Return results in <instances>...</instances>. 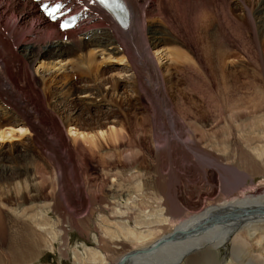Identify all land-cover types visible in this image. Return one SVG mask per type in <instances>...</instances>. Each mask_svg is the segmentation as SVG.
<instances>
[{
	"label": "bare ground",
	"instance_id": "6f19581e",
	"mask_svg": "<svg viewBox=\"0 0 264 264\" xmlns=\"http://www.w3.org/2000/svg\"><path fill=\"white\" fill-rule=\"evenodd\" d=\"M11 1L12 8L18 6V4L20 5V3H26L25 0ZM84 1L88 2V9L90 13L87 14V17L83 22L84 26L79 29V31L72 30L59 33L57 29H55L54 25L46 24L43 20L38 18L36 19L37 9L33 4H26V9L23 8L24 10L19 13L22 17L19 15V17L16 16L17 18L15 17V24L9 27L11 30H14V28L24 30L25 33L31 36V41L33 42H30L28 41L29 39H27L25 43H20L22 40L18 39V36L14 37L15 35L8 32L9 30L7 31L0 22V108L3 109V112L1 113L2 116L0 115V119H3V122H0V147L2 146V143L10 140H24L28 132L26 126L30 125V123L32 124L29 120L32 121L33 118L36 120L37 117H41L40 115L47 113L51 116L52 121V123L51 121L48 124L44 123V126H47L48 130H60V128H67V132L69 133L65 139L59 135L60 133H53V143L56 144L59 150L63 149V153L68 157H71V151L69 149L70 145H74V148H78V151L75 152V158H77L78 162H80V158L82 159L83 157L94 154V150H96L94 148L103 149L104 146L107 148V146L113 143L116 144L120 142L118 140L123 139L124 134L117 131V129L113 127L114 125L112 127L110 126L109 129H106V125L95 121L93 124H88V121H93L95 117L94 114H97L96 112L100 110V106L91 99L92 96H94L95 99L98 98L102 103L113 104V106L117 108H122L126 105H133V102L130 99L125 98V95L123 96L122 93L120 94L119 90L121 88V84L119 83L123 82L121 81V76L117 75L118 77L115 76V79H112V75L111 77L109 76L110 78L103 79L105 74H103V71L100 70V67L105 56L109 57L111 55L115 57L118 55L117 57L120 56V58L116 59L115 62H117V64L120 63L122 65L124 63L126 65V69L128 70L125 73H130V75L128 76L129 78L124 79L127 80V83L129 82L131 84V89L135 92L134 94H136L135 102L138 101V98L140 97L139 95H141L140 93L142 92L147 95L149 94L150 96L153 94V96L155 95L159 98L160 94L164 92V89H166L165 84L168 82L170 83L174 77V72H168V70L172 71L170 69L171 66H173L172 68L175 72L189 71L201 76V78L215 80L218 82L217 88L223 90L229 89L231 86L234 87L238 85L239 74L236 75L235 72L238 70L234 65L237 61L234 63L233 58V61H229L231 57H237L234 50L232 51L229 47H227V44L226 46L222 45V41L213 37H207V34H204L202 37L201 34V37L198 36L197 41L194 44L196 53L193 57H190V55H188L189 53H186L182 51L180 47H177L179 43L176 41L174 36L168 37L156 29L149 30L148 33L146 32V35L144 31L145 21L146 18L151 15V13L149 14L150 10L148 9L152 6L151 4H155L159 0H142V3H140V0H125L132 12L131 24L126 31L121 30L116 24H114L110 20L109 16L94 5L91 0ZM186 1L188 2V0ZM239 1L242 2V4H252V9L254 10L252 26L255 31L254 35L257 37V40L261 38L263 39L264 0ZM3 2V0H0V21L3 19V16L7 11V8H3ZM254 2L256 4L255 6L253 5ZM28 13H32L31 16H27L28 18L24 17ZM24 24H27L28 26H23ZM106 25H109L110 27L106 28ZM37 34H42V36ZM68 35H70V38H68L69 42L65 43L63 38ZM37 36L42 38H37ZM172 40L173 43L177 44V46L172 49L165 48L164 45L168 41ZM70 43H73L75 49L77 47L76 51L80 52V50H82L83 52H81V54L85 55L81 56L82 58H79L78 60H73V58L72 60L68 59L69 51L66 49L65 45ZM13 47L16 49V52L12 50ZM263 54L264 53H262V56ZM98 56L102 57L101 60L98 59ZM111 56L110 58H112ZM252 59L257 61L256 58ZM163 61H165L163 68L167 69L163 70L168 72V74H166L167 79L165 78V73L163 72L161 66ZM29 66L32 67L31 71H28ZM244 69L246 70V68ZM227 72L229 74H227ZM252 73H254V71H252ZM33 74L37 75L36 79L33 78ZM74 74H77L78 79L86 78L88 82H93L94 85L82 87L85 91L81 94H84L82 98L85 101L81 104V106H71L72 110H70V112H79L80 115L69 116L66 114L65 116L63 111L59 110L60 108L58 109V105L61 103L67 104L66 101H68V98H66V96L71 97L76 95L71 92L66 93L68 89L66 88L67 91L65 92V88H62L64 84L59 85V83H61L62 80L64 81L70 78L69 82L71 86L74 87L75 83L71 80V77L76 76ZM58 78L61 82L57 80ZM229 78L234 79L231 81L228 80ZM99 80L105 82L106 85H109L108 91H106L107 88L102 89L100 84L95 83V81L98 82ZM107 80L110 82L107 83ZM172 82L170 87L173 86ZM208 82L210 83V81ZM70 84L68 83L67 86ZM253 84L254 82L252 85ZM58 85L61 87H58ZM211 86L212 85L210 84V87ZM167 88L169 87L167 86ZM57 89L60 91L56 92ZM101 91L102 94H100ZM164 93L161 94V97L163 98V100L161 99L163 104H161L162 107L164 105L165 108L168 106L166 105L168 102L166 103L165 101V97L167 95L165 96ZM59 94L60 97L56 100V96ZM149 95L147 96L148 98L150 97ZM153 96H151V99ZM108 97H110V99H108ZM168 98L170 99V97ZM75 99L77 100L79 98L77 97ZM155 99L152 100L155 101ZM50 101H52L53 104ZM76 104L78 105V103ZM249 104L250 103L242 105L243 107H232V111L236 113H229L226 115L227 119L230 118L231 121H233V124H235L239 112L247 114L254 112L258 108L264 109V101L253 107ZM187 108L189 110L191 107ZM85 109H87L86 112ZM153 109L155 112L156 108L154 107ZM172 110L167 109L166 111V115L169 116L170 121L172 120L170 123L171 129L176 132V129L178 130L177 126H182L185 127V130H190L189 139L183 144V146H185L192 153L198 152L197 149L193 147L195 143L194 140L196 139L193 140L192 138L194 136L192 130H195L196 132L195 127L193 126L194 128L192 129L190 125L188 127L185 123H181L183 120H180V122L176 121L174 117L175 114ZM122 111L123 110H121V112ZM84 112L86 114H83ZM159 112H162L161 109L160 111L158 110V114ZM54 114L56 118L53 116ZM84 115H87V118H84ZM161 118L159 117L160 120H164ZM45 119L46 116L41 117L40 120L37 119V122L39 123ZM80 120L83 122L81 125L85 129L84 131H80L81 128L78 129L77 127V121ZM156 120H154L153 123ZM127 122H129V120ZM157 122L159 121L157 120ZM160 123L163 122L161 121ZM94 125H97V128H93ZM132 125L133 124L131 123V127ZM141 128H143V126ZM141 128H138L137 131ZM235 130H239V127L235 126ZM228 132L230 131L227 130V133ZM49 136L51 137V135ZM126 136L127 135H125V138ZM175 138H179V135L176 134ZM152 139L153 138H151V140ZM165 139H167V137ZM127 140L131 142L130 139ZM130 142H128V144ZM173 143L174 141L172 144ZM244 143L248 148H250L251 152L257 158H263L262 151L251 147L250 139H246ZM116 147L118 148V144ZM131 151L129 155L124 153L127 154V156L125 155V157L122 158H126L127 161L129 159L133 160L135 154L133 156V151ZM167 151L169 154H173L170 155L171 158L177 157L178 152H180L169 142L167 143ZM85 154L88 155L86 156ZM114 154L115 153H112V155ZM7 155L9 154L4 149L3 151L0 149V167L6 162H10L14 159L11 158V154L8 156L10 158H7ZM199 155L204 157L207 163L208 161L212 163L216 161L215 164H218V159H216V157L209 152L199 153ZM116 156L110 155L108 156V160L111 162ZM237 169L230 164L218 165L217 168L221 181H219L221 183L219 189L222 192H229V190H231L229 192L232 196L231 198L223 200L222 203H220V201H212L207 204L205 203L197 212H192L184 216L176 224L173 222L174 225L169 227L170 231L166 228V226H169L167 225L169 222L168 216L172 214L174 215L176 211L183 213L185 210L184 207L177 201L175 196H172L170 195L171 193H169L165 199L162 198L157 201L154 200L155 203L150 206L149 211L146 213L143 212V209L142 211L135 212L133 210L134 206H132V202H136L137 200L130 201V204L128 203V200L124 205L125 209H122L123 207L122 203H120L121 201L119 202L115 200V198L119 196L117 194L122 191V188H120L121 185L116 183L113 184L110 189H108L110 191V199L108 201L110 202H107L106 200L103 203L104 208L111 210L112 220L110 221L108 218L101 219L105 224L107 223L113 225L115 231L114 234H110L108 229H104V236H108L111 242L124 240L130 242V244H134L135 246L132 245L130 251L123 253V255L113 261L103 257L100 252L88 248H84L86 258L82 257L78 252L73 251L72 255L74 256V259L80 264H264V189L256 192L252 191L253 193H249L247 195L243 194L242 196H234L235 192L246 186L250 176L239 172V170L237 171ZM76 171L72 170V174H69L73 178V183L76 182ZM62 174L63 173L59 169L57 175H53L51 178H45L38 172L28 173L25 169L23 178L14 176L11 178L12 180L9 179L10 182H6L4 184L0 183V243L4 242L8 236H11L10 232L15 233V230H17L19 236L28 235L26 239H23H30L29 241L32 243L30 250L33 248L32 245H34L39 251H41L44 247L54 249L53 243H56V241L60 238H63L65 233L61 230L57 231L52 224H49V215L46 210L51 209L52 211H57L58 208H52L49 204H43L38 207L30 205L27 206V203L40 199L43 196V190L47 185L50 186L49 194H51V198H53L52 194L55 192L60 194H63L64 191L66 192L65 187L63 186L64 180ZM0 176L4 177L1 172ZM232 176L235 177L234 180ZM138 178L139 177H137V179ZM134 180L136 181V179ZM138 186L140 187V185ZM136 189L134 190L137 191ZM71 190L76 192L75 196L78 194L77 199L82 200L79 206L71 205L70 200V205L64 204L62 206V199L65 197L56 198L54 196V203L56 201L58 202L61 212L64 210V213L68 216V218L73 217L77 210L84 207L83 194L85 197L84 201L88 199L87 195H85L82 184L81 186L76 185V187H72ZM96 198L97 197H93V200ZM7 200L15 201L17 203L16 207L13 208L6 206L4 201ZM8 212H10L12 214L11 216H13V218H9L10 220H8L7 217ZM131 221L133 223V227H130ZM51 227H54V229H50ZM20 229L25 232H21ZM170 237L172 238L168 240ZM162 240L166 241L159 244ZM96 241L98 242L97 238H95V242ZM101 243L102 242L98 243L99 246ZM146 244L147 246H145ZM137 245H142L144 247L133 248ZM156 245L157 249L152 252L153 256H150L148 260L146 256L138 255L136 257L133 256V258L127 256L131 252L143 250L144 248H151ZM61 254H63V252H61ZM126 257H128V261L122 263V259ZM0 263L5 264L1 257Z\"/></svg>",
	"mask_w": 264,
	"mask_h": 264
},
{
	"label": "rangeland",
	"instance_id": "374dc122",
	"mask_svg": "<svg viewBox=\"0 0 264 264\" xmlns=\"http://www.w3.org/2000/svg\"><path fill=\"white\" fill-rule=\"evenodd\" d=\"M3 1V8H7V13L5 12L3 19L0 21L1 25L4 26L7 31L9 30L8 32L15 35L14 37L18 36L17 38L22 40L20 43H25L27 39H29L28 41L33 42L31 41V36L25 33L24 30L19 28L11 30V28H9L11 25L15 24V17L18 16L22 10L26 9V4L20 3V5L18 4V6L12 8L11 0ZM142 2L143 1L140 0V3ZM255 2L253 4L254 6L256 5ZM151 5L152 6L148 9L150 10L149 14L151 13V15L148 16L145 21V33H148L149 30L156 29L168 37L174 36L179 43L178 46L173 43L172 40L168 41L164 47L168 49L175 48L176 46L180 47L182 51L189 53L188 55H190V57H193L196 53L194 44L197 41V37H201V34L202 37L204 34H207V37H213L222 41V45L226 46L227 44V47L232 51L234 50L237 57L234 58L235 56H233L229 61L232 60V58L234 63L237 61V65H234L238 70L235 72L236 75L239 74L238 85L223 90L217 88L218 82L215 80L201 78V76L189 71L175 72L173 71V66H171L170 69L172 71L168 70V72L175 73H173L174 77L171 80V82L173 81V86L171 85L172 87H170L171 82L166 83V89H164L165 93L163 92L165 96L167 95L165 97L166 99H164L166 103L168 102L166 104L168 105V108H164V105L162 107L163 98L161 97V94L163 93L160 94L159 98L152 94L151 96L154 97H152V99H155L156 97L155 101H153L149 94L150 97L148 98V95L142 92L138 98L139 102H135L136 94L132 91L131 84L129 82L128 84L126 80L130 75V73H125L128 70L126 69V65L124 63L122 65L120 63L117 64V62H115L116 59L120 58V56L117 57L118 55L115 56L116 58L111 55L112 58H110V56H105L100 67L101 69L99 68L103 71V74H105L103 79L110 78L112 75V79H115V76L117 75L121 76V81L123 82L119 83L121 84L119 90L120 94L122 93L123 96L125 95V98L130 99L133 102V105H126L122 108H117L113 106V104L107 103V105L106 103H102L98 98L95 99V97L92 96L91 99L100 106V110L96 112L97 114H94V120L90 122L88 121V124H93L95 121L106 125V129H109L110 126L112 127L114 125L113 127L116 128L117 131L124 134V137L122 136L124 140L119 139L118 141L120 142L116 144H108L109 146H107V148L106 146H104L103 149L94 148L96 149L94 150L95 153L92 155L85 154L88 156L83 157L82 159L80 158V163L77 158H75V152L78 151V148H74V145L69 146L71 157H68L63 153V149L59 150L56 144L53 143V133H60L59 135L64 139L67 138V134L69 135V133L67 132V128L48 130L47 126H44V123L48 124L51 121V116L47 113L40 115L41 117L46 116V119L39 123L37 122V119L40 120L41 117H37L36 120L34 118L32 121L29 120L32 122L33 126L31 123L26 126L28 132L24 140H10L2 143V146L0 147L2 151L4 149L9 155L11 154V158H14L12 161L6 162L0 167V172L2 173V176H4H0L1 184L10 182L9 179L12 180L11 178L14 176L23 178L25 169L28 173L38 172L45 178H51L53 175H57V172L60 169L63 173V186L66 190L63 194L58 192L53 193V198H51V194H49L50 186L47 185L45 186L43 196L40 199L27 203V206L38 207L43 204H49L52 208H58L57 211L48 209L46 212L49 215V224H52L57 231H63L65 233L64 237L60 238L56 243H53L54 249L44 247L39 251L34 245H32L33 248L30 250L32 244L29 241L30 239L24 240L28 235L19 236L17 230H15V233L10 232L11 236H8L4 242L0 243V257L5 264L6 261L7 264H25L26 262V264H80L76 262L72 252H78L82 257L86 258L84 248L100 252L103 257L113 261L123 255V253L130 251L134 244H130V242L124 240L111 242L108 236H104L103 232L104 229H108L110 234H114L115 231L113 225L105 224L104 221L102 222V219L105 218H108L110 221L112 220L111 210L104 208L103 203L106 200L107 202H110L108 201L110 199V191L108 189H110L115 183L120 184V188H122V191L117 194L119 196L115 198L116 201H121L122 209H125L124 205L128 200V203L132 200L140 202H132V206H134L133 210L135 212L142 211L143 209V212L146 213L155 201L162 198L165 199L169 193H171L170 195L175 196L181 206L184 207L185 213L184 211L183 213L176 211L174 215L172 214L173 216L170 215L172 217L168 216L169 222L167 225L169 226H166V228H168L167 230H169L171 225L179 222L184 216L192 212H197L205 203L207 204L212 201H220V203H222L223 200H228L232 197L229 193L231 190H229V192L226 191V193L219 189L221 181L217 170L218 165L230 164L235 169L239 168L237 171L239 170V172L250 175L247 182L248 184L246 183V186L242 188L243 190L239 189L235 192L234 196H242L243 194L247 195L264 189V109L258 108L254 112L247 114L239 112L235 124H233V121H231L230 118L227 119L226 116L229 113H236L232 111V107L242 106L247 103H250L249 105L253 107L264 101V54L262 56V53H264V38L257 40V37L254 35L255 31L252 27L254 10L252 9V4H242L239 0H198V2L197 0H188V2L186 0H159ZM31 14L32 13H28L24 17L28 18L27 16H31ZM38 17L39 15L36 19ZM25 25L27 24H24L23 26ZM109 27V25H106V28ZM37 35L42 36V34ZM37 38L42 37L37 36ZM68 38H70V35L63 38L65 43L69 42ZM65 46L69 51L68 59L70 60H72V58L73 60H78L79 58H82L81 56L85 55L81 54V52H83L82 50H80V52L76 51L77 47L75 49L73 43ZM12 50L16 52L14 47ZM101 58V56H98L99 60H101ZM252 58H256L257 61ZM164 63L165 61L161 64L162 70H167L163 68ZM244 68H246V70ZM31 69L32 67L29 66L28 71H31ZM164 70L163 72L167 79L166 74H168V72ZM252 71H254V73H252ZM227 74L229 73L227 72ZM33 75V78L36 79L37 75ZM74 75L76 76L71 77V80L75 83L74 87H72L69 82L70 78L64 80L65 82L63 80L61 82L59 80L60 77L57 79L61 82L59 85L64 84L62 88H65V92L68 89L66 93L71 92L76 95L71 97L66 96L70 102L66 101L67 104L61 103L58 105V109L60 108L59 110H62L65 116L66 114L69 116L80 115L79 112L71 113L70 110H72V107L74 106H81L85 101L82 98L84 94H81L85 91L82 87L94 85L93 82H88L86 78L78 79L77 74ZM233 79L234 78H229L228 80L232 81ZM100 81L101 80L98 82L95 81V83L100 84L102 89L107 88L106 91H108L109 85ZM208 81H210V83ZM109 82L107 80V83ZM253 82L254 84L252 85ZM68 83L70 84L69 86H67ZM210 84L212 85L211 87ZM59 85L58 87H61ZM167 86L169 88H167ZM59 91V89L56 90V92ZM100 94H102V91ZM59 97L60 94L56 96V100H58ZM77 97L80 100H76L75 98ZM168 97H170V99ZM108 99H110V97H108ZM50 102L52 103V101ZM76 103H78V105ZM154 107L156 108L155 112L153 109ZM187 107L191 108L188 110ZM166 108L173 109L172 112L175 114L174 117L176 121L180 122V120H183L181 123H185L188 127L190 125L192 129L195 127L197 133L195 130H192L194 135H192V138L193 140L196 139L194 140L195 143L193 147L197 149L198 152L192 153L183 146V144L188 141L189 133L191 131L185 130V127L182 126H177L178 130L176 129V132L171 129L170 123L172 120L170 121L169 116L166 115ZM120 109L123 111L121 112ZM160 109L162 112H159L158 114V110L160 111ZM86 110L87 109H85V112ZM2 112L3 109L0 108L1 116ZM85 112L83 114H86ZM53 116L56 118L55 114ZM156 117L159 122H157ZM159 117H162L161 119L164 120H160ZM84 118H87V115H84ZM153 119L156 120L154 123ZM128 120L130 123L127 122ZM161 121L164 124L160 123ZM0 122H3V119H0ZM131 123L133 124L132 127ZM81 124H83L81 120L77 121L78 129L81 128L80 131H84L85 129ZM140 126H143V128ZM235 126H238L239 130H235ZM93 128H97V125H94ZM138 128L143 130L140 129L141 132L140 130L137 131ZM227 130L230 132L227 133ZM137 132L140 133L138 134ZM176 134L179 135V138H175ZM49 135H51V137ZM125 135H127L128 138L127 136L125 138ZM166 137L167 139H165ZM151 138L153 139L151 140ZM127 139H130L131 142ZM246 139L251 140L252 148H257L263 152L262 159L257 158L251 152L250 148L245 145L244 141ZM172 140L174 141L173 144ZM126 141L131 144H128ZM168 142L173 145L175 149L180 151L178 152L177 157H170V155L173 154H169V150L167 151ZM117 144L118 148L116 147ZM130 151L133 156L135 154L133 160L129 159L127 161L126 158H122L125 157V155L127 156V154L129 155ZM185 151L188 152L186 153ZM206 152H209L216 157V159H218V164H215L216 161L213 163L208 161L207 163L205 161L206 159L199 155V153ZM112 153L115 154L112 155ZM9 155H7V158H10L8 157ZM110 155H117L118 157H114V160L110 162V160H108V156ZM72 170H78L76 171L77 177L75 183H73V178L69 175L72 174ZM137 177L139 178L137 179ZM232 178L233 180L235 179L233 176ZM134 179H136V181ZM81 184L88 199L84 201L85 197L83 194L84 205H82L84 207L77 210L73 217L68 218V216L65 215L64 210L61 212L58 202L56 201L54 203V196L56 198L65 197L62 199V206L64 204L70 205V202L71 205L79 206L82 200L77 199L78 194L75 196L76 192H73L71 189L72 187H76V185L81 186ZM138 185H140V187ZM93 197H97L95 199L96 201L93 200ZM4 204L13 208L17 205L15 201L8 200L4 201ZM11 215L10 212L7 213L8 220L13 218ZM54 227H51L50 229H54ZM130 227H133L132 221L130 222ZM20 230L21 232H25L22 229ZM95 238H97L98 242H95ZM100 242L102 243L99 246L98 243ZM145 246H147V244ZM137 247L141 248L144 246L137 245L133 248ZM61 252H63V254H61Z\"/></svg>",
	"mask_w": 264,
	"mask_h": 264
},
{
	"label": "water",
	"instance_id": "95a60500",
	"mask_svg": "<svg viewBox=\"0 0 264 264\" xmlns=\"http://www.w3.org/2000/svg\"><path fill=\"white\" fill-rule=\"evenodd\" d=\"M172 237H170V238H168V240H170ZM166 240H162L159 244H161V243H163V242H165ZM158 245V244H157ZM157 245L156 246H154V247H151V248H144L143 250H137V251H134V252H131V253H129L127 256L128 257H131V258H133V256L134 257H136V256H138V255H140V256H146V258H147V260H148V258L150 257V256H153L152 254V252L154 251V250H156L157 249ZM159 246V245H158ZM153 249V250H152ZM128 257H126V258H124V259H122V263L123 262H127L128 261ZM145 258V259H146ZM146 261V260H145Z\"/></svg>",
	"mask_w": 264,
	"mask_h": 264
},
{
	"label": "snow or ice",
	"instance_id": "6c2138e0",
	"mask_svg": "<svg viewBox=\"0 0 264 264\" xmlns=\"http://www.w3.org/2000/svg\"><path fill=\"white\" fill-rule=\"evenodd\" d=\"M107 2H108V0H99V3H101V4H106ZM45 7H47V5ZM59 8H60V5L57 4L56 7L52 8L51 10H49L47 12V14L49 16H53L54 13L59 10Z\"/></svg>",
	"mask_w": 264,
	"mask_h": 264
}]
</instances>
